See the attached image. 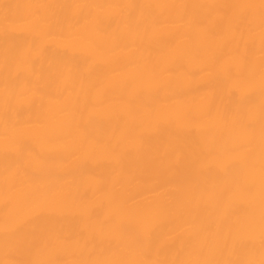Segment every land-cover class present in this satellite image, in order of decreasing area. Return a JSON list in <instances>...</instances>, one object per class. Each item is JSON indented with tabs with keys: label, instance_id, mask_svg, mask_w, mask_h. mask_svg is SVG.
<instances>
[{
	"label": "bare ground",
	"instance_id": "6f19581e",
	"mask_svg": "<svg viewBox=\"0 0 264 264\" xmlns=\"http://www.w3.org/2000/svg\"><path fill=\"white\" fill-rule=\"evenodd\" d=\"M0 264H264V0H0Z\"/></svg>",
	"mask_w": 264,
	"mask_h": 264
}]
</instances>
